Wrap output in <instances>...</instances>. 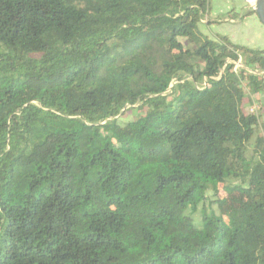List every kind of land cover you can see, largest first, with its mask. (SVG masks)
I'll return each mask as SVG.
<instances>
[{
    "label": "trees",
    "instance_id": "1",
    "mask_svg": "<svg viewBox=\"0 0 264 264\" xmlns=\"http://www.w3.org/2000/svg\"><path fill=\"white\" fill-rule=\"evenodd\" d=\"M208 12L0 0V264H264V49Z\"/></svg>",
    "mask_w": 264,
    "mask_h": 264
},
{
    "label": "rangeland",
    "instance_id": "2",
    "mask_svg": "<svg viewBox=\"0 0 264 264\" xmlns=\"http://www.w3.org/2000/svg\"><path fill=\"white\" fill-rule=\"evenodd\" d=\"M254 2L251 3L249 0H209V12L201 20L199 30L212 39L224 35L233 43L254 49H264V25L260 23L255 12L243 17L248 10H253ZM243 107L246 112L257 114L256 133L264 137V91L259 94L247 93ZM142 113L143 110L139 104H136L133 107L127 106L119 117L124 122L133 120ZM252 143L253 140L249 144L248 156L252 155ZM219 194L227 199L228 205L225 210L235 205L233 197L227 196L223 190H220ZM211 208L215 209V206H211ZM199 217V212L193 215L196 221H199Z\"/></svg>",
    "mask_w": 264,
    "mask_h": 264
},
{
    "label": "water",
    "instance_id": "3",
    "mask_svg": "<svg viewBox=\"0 0 264 264\" xmlns=\"http://www.w3.org/2000/svg\"><path fill=\"white\" fill-rule=\"evenodd\" d=\"M252 7L260 23L264 25V0H255Z\"/></svg>",
    "mask_w": 264,
    "mask_h": 264
},
{
    "label": "bare ground",
    "instance_id": "4",
    "mask_svg": "<svg viewBox=\"0 0 264 264\" xmlns=\"http://www.w3.org/2000/svg\"><path fill=\"white\" fill-rule=\"evenodd\" d=\"M251 3H253L255 0H249Z\"/></svg>",
    "mask_w": 264,
    "mask_h": 264
},
{
    "label": "built area",
    "instance_id": "5",
    "mask_svg": "<svg viewBox=\"0 0 264 264\" xmlns=\"http://www.w3.org/2000/svg\"><path fill=\"white\" fill-rule=\"evenodd\" d=\"M236 65H239V62H238V63H236Z\"/></svg>",
    "mask_w": 264,
    "mask_h": 264
}]
</instances>
